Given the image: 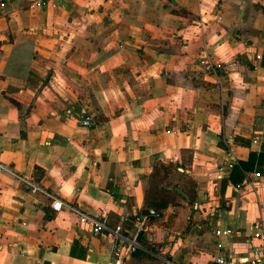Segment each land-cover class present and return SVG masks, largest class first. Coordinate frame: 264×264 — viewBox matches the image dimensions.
I'll use <instances>...</instances> for the list:
<instances>
[{
  "label": "crops",
  "instance_id": "crops-1",
  "mask_svg": "<svg viewBox=\"0 0 264 264\" xmlns=\"http://www.w3.org/2000/svg\"><path fill=\"white\" fill-rule=\"evenodd\" d=\"M263 102L264 0H0V162L53 195L0 172V264L248 256L264 226ZM226 150L236 163L216 178ZM160 164L177 170L183 215L147 201ZM71 207L109 228L154 213L118 260Z\"/></svg>",
  "mask_w": 264,
  "mask_h": 264
},
{
  "label": "built area",
  "instance_id": "built-area-1",
  "mask_svg": "<svg viewBox=\"0 0 264 264\" xmlns=\"http://www.w3.org/2000/svg\"><path fill=\"white\" fill-rule=\"evenodd\" d=\"M258 58V56H256ZM202 67L203 70L210 73H216L217 66L209 62L208 57L203 59ZM264 107V102L262 104ZM81 124L89 125V118L85 117L81 120ZM252 142H264V121L259 126L258 130L252 136ZM236 161L231 156V154L226 150L224 161L217 166L216 169V178H224L227 176L228 171L235 165ZM7 172L12 174L21 180L26 186L30 188L32 192L40 191L43 192L46 196L53 199V195L49 192H46L43 188L38 186L37 183L32 180L19 176L13 173V171L6 165L0 162V172ZM260 174L255 172L252 174L251 178H247L241 183L235 185L236 188H239L242 185H250L252 178L258 177ZM54 209H57L59 202L51 204ZM77 215L78 219L81 222H84L90 226L92 234H98L104 231H107L111 237V255L115 258H122L123 256L130 255L137 251L140 248L138 241L139 234L144 230L148 224V218L145 215L137 214L134 215L129 220V227L123 228L121 223H117L112 228L108 227L106 218L104 216H94L75 208H72ZM250 234L251 239L255 241L254 244H251L249 255L244 258L232 259L223 254H216L210 264H264V226L261 222H253L250 225Z\"/></svg>",
  "mask_w": 264,
  "mask_h": 264
},
{
  "label": "rangeland",
  "instance_id": "rangeland-1",
  "mask_svg": "<svg viewBox=\"0 0 264 264\" xmlns=\"http://www.w3.org/2000/svg\"><path fill=\"white\" fill-rule=\"evenodd\" d=\"M177 170L173 168V166L168 165H159L157 168H155V172L153 176L151 177L148 187H147V201L151 204H159L164 205V207H161L160 209H164L166 206H178L177 210L180 211L181 215H183L184 206L181 203H178L179 196L173 192L172 186H178L182 184L180 182L179 177L176 176ZM188 185V184H187ZM183 183V186H187ZM184 201V200H183ZM181 202V201H180ZM192 201H187V205L192 206ZM190 208V206H189ZM171 208L165 210L163 214H165L164 217H170L169 214ZM172 210H176L174 207ZM193 211V210H192ZM162 214V213H161ZM173 215V214H172ZM190 220H188L189 222ZM186 229V228H185Z\"/></svg>",
  "mask_w": 264,
  "mask_h": 264
},
{
  "label": "water",
  "instance_id": "water-1",
  "mask_svg": "<svg viewBox=\"0 0 264 264\" xmlns=\"http://www.w3.org/2000/svg\"><path fill=\"white\" fill-rule=\"evenodd\" d=\"M174 190L176 192H178L185 200H188L186 194L184 192H182L181 190H179L177 187H174ZM154 213V209H151V208H145V209H141L140 210V214L141 215H145V216H148V215H151Z\"/></svg>",
  "mask_w": 264,
  "mask_h": 264
},
{
  "label": "trees",
  "instance_id": "trees-1",
  "mask_svg": "<svg viewBox=\"0 0 264 264\" xmlns=\"http://www.w3.org/2000/svg\"><path fill=\"white\" fill-rule=\"evenodd\" d=\"M222 147H223L224 149H226L225 145H223ZM160 166H161V164H160ZM190 201H191V199H190ZM152 206L155 207V209H157V210H159L161 207H164V205L161 206V205H159V204H152Z\"/></svg>",
  "mask_w": 264,
  "mask_h": 264
}]
</instances>
